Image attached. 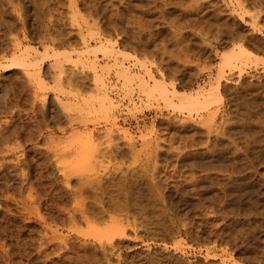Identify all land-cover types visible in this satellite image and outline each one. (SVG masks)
<instances>
[{
	"label": "rangeland",
	"instance_id": "374dc122",
	"mask_svg": "<svg viewBox=\"0 0 264 264\" xmlns=\"http://www.w3.org/2000/svg\"><path fill=\"white\" fill-rule=\"evenodd\" d=\"M7 1L0 0V20L5 19L0 21L1 29L14 32L7 33V37L16 35L21 40L20 25H24L27 40L21 41V48L25 46L31 52L32 61L42 59V77L46 80L28 82L20 67L11 69L0 61V148L14 150L4 151L7 161H1L7 167L0 168V264H51L38 251L42 227L35 219L43 216L60 221L70 205L83 204L122 207L121 211L111 207L115 218L124 224L129 220L136 223L135 227L126 226L124 245L105 251L104 264H264V0ZM7 37L0 38L2 45H6ZM239 47L240 53L235 51ZM229 54L236 58L230 56V62L223 61ZM117 67L133 73L130 82L117 73ZM58 69L61 73L55 78L53 72L56 74ZM141 82H145L143 88L139 87ZM154 83L168 92L160 93ZM89 93L95 97L107 95L112 101L113 105H108L111 108H105L107 116L100 101H96L98 106L95 97L89 99ZM208 93V105L192 103L193 106L187 98ZM81 94L90 101L94 99L93 105L89 101L85 106L92 110L98 106L95 114H101H89L91 121L93 117L96 121H86L87 126L81 128L91 129L100 147L109 141L117 143L125 157L99 155L96 164L85 165L66 153L68 157L62 155L58 166L45 153L29 150L38 125L48 119L66 123L67 111L76 116L75 111L65 108L74 101L82 103ZM53 96H57L59 105L54 101L48 114L44 104ZM18 143L30 151L27 161L20 162L23 174L22 168L14 167V161H10L15 155L21 157L14 148ZM61 166L71 179L67 183H63ZM74 167L80 169L74 173ZM108 168L112 171L107 172ZM125 214L129 219L124 218ZM82 224L78 226L81 230L87 227ZM91 247L86 250L91 252L87 258L80 257L82 250L80 254L72 252L65 263L92 264L98 259L103 264V258L99 259L102 253ZM97 261L94 264H100Z\"/></svg>",
	"mask_w": 264,
	"mask_h": 264
},
{
	"label": "bare ground",
	"instance_id": "6f19581e",
	"mask_svg": "<svg viewBox=\"0 0 264 264\" xmlns=\"http://www.w3.org/2000/svg\"><path fill=\"white\" fill-rule=\"evenodd\" d=\"M4 1V0H3ZM7 1V0H6ZM14 1V0H13ZM24 1V0H23ZM20 2V1H19ZM237 2V1H236ZM7 3H9V1H7ZM15 3V2H14ZM18 3V2H17ZM241 3V2H240ZM10 4V3H9ZM26 4V3H25ZM12 5V4H11ZM239 5V4H238ZM257 5V4H256ZM248 6V5H247ZM247 6H246V9H247ZM251 6V5H250ZM262 6V5H261ZM1 7V6H0ZM216 7V6H215ZM253 7V6H252ZM262 7H264V6H262ZM8 8V7H7ZM14 8V7H13ZM214 8V7H213ZM243 8V7H242ZM15 9V8H14ZM7 10V9H6ZM22 10V9H21ZM31 10V9H30ZM252 10V9H251ZM213 11H215V10H213ZM19 12V11H18ZM17 12V13H18ZM232 12V11H231ZM16 13V12H15ZM2 14V13H1ZM13 14V13H12ZM255 14V13H254ZM19 15V14H18ZM23 15V14H22ZM33 15V14H32ZM10 16V15H9ZM25 16V15H24ZM23 16V17H24ZM256 16V15H255ZM2 17V16H1ZM0 17V18H1ZM3 17H5V16H3ZM14 17H16L15 19L17 20V19H19V16H14ZM21 17V16H20ZM23 17H21V18H23ZM10 18V17H9ZM20 18V19H21ZM41 18H42V16H41ZM219 18V17H218ZM254 18V17H253ZM4 20L5 19H3L2 18V20H0V21H3L4 22ZM23 20V19H22ZM40 20V19H39ZM194 20H195V18H194ZM1 23V22H0ZM95 22H93L92 23V25L94 24ZM4 24V23H3ZM96 24V23H95ZM197 24V23H196ZM5 25V24H4ZM192 25V24H191ZM198 25V24H197ZM17 26V25H16ZM24 25L23 24H21L20 25V34H21V40L19 39V40H17V37H16V35H14V37H11V36H8L7 37V33H10L11 31L9 30V29H1V25H0V36L2 37V36H5V37H7L6 38V45H2V42H1V40H0V61H1V63L2 62H4L3 63V65L4 66H9V68H11V69H13V68H15V67H20L19 69H22V72H23V74L25 75V77L26 78H28L27 79V81L29 82V80L31 81L32 79H34V81H36V82H39V83H41L42 82V80H46V78H44V77H42L43 76V72L41 71V62H42V59H39L38 61L36 60V61H32L31 59V55L29 54V53H31V52H29V51H27L26 50V47L24 48L23 46V48H21V45H20V43H21V41H23V40H27V36H26V30H25V28L23 27ZM228 26V25H227ZM230 26V25H229ZM42 27V26H41ZM177 27H178V25H177ZM180 27V26H179ZM198 27V26H197ZM206 27V26H205ZM210 27V26H209ZM45 28V27H44ZM50 28V27H49ZM192 28V27H191ZM11 29V28H10ZM15 29V28H14ZM13 29V30H14ZM56 29V28H55ZM60 29V28H59ZM110 29V28H109ZM114 29V28H113ZM128 29V28H127ZM131 29V28H130ZM129 29V30H130ZM230 29V28H229ZM232 29V28H231ZM234 29V28H233ZM120 30V29H119ZM201 30V29H200ZM204 30V29H203ZM62 31V30H61ZM114 31V30H113ZM126 31V30H125ZM205 31V30H204ZM218 31V30H217ZM28 32V31H27ZM89 32H90V30H89ZM98 32V31H97ZM137 32V31H136ZM201 32V31H200ZM199 32V33H200ZM12 33H14V32H12ZM12 33H10V35L12 34ZM59 33V32H58ZM122 33V32H121ZM192 34V33H191ZM119 35V34H118ZM127 36V35H126ZM131 36V35H130ZM231 36V35H230ZM0 37V38H1ZM20 37V36H19ZM79 37V36H78ZM90 37H91V35H90ZM133 37V36H132ZM65 38V37H64ZM119 38V37H118ZM2 39V38H1ZM57 39V38H56ZM88 39V38H87ZM140 40V39H139ZM84 41V40H83ZM125 41V40H124ZM99 42V41H98ZM134 42V41H133ZM127 43V42H126ZM131 43V42H130ZM137 43V42H136ZM5 44V43H4ZM82 44H83V42H82ZM98 44V43H97ZM53 45V44H52ZM63 45V44H62ZM76 45H78V44H76ZM75 45V46H76ZM100 45V44H99ZM28 46V45H27ZM44 46V45H43ZM49 46V45H48ZM64 46V45H63ZM62 46V47H63ZM29 47V46H28ZM68 47V46H67ZM137 47V46H136ZM242 47V46H241ZM31 49H32V47H30ZM29 48V49H30ZM43 49H44V47H42ZM41 48V49H42ZM91 48H93V47H91ZM238 48V47H237ZM30 49V50H31ZM67 49V48H66ZM89 49V48H88ZM87 49V50H88ZM95 48H93V53L94 52H96V50H94ZM97 51H99V49L100 48H98L97 47ZM107 49H109V48H107ZM111 49V48H110ZM109 49V50H110ZM232 49H234V48H232ZM240 49H242V48H240L239 47V49L238 50H235V51H238L239 53H240ZM109 50H107L108 51V53L110 54L111 52H112V50L113 49H111V52H109ZM37 51V50H36ZM60 51V50H59ZM59 51H56L57 52V54H59V55H61L60 53H59ZM62 51V50H61ZM60 51V52H61ZM75 51V50H74ZM90 51V50H89ZM234 51V50H233ZM33 52H35V51H33ZM39 52V51H38ZM41 52V51H40ZM40 52H39V54H40ZM54 52V51H53ZM63 52V51H62ZM65 52H66V50H65ZM72 52V51H71ZM79 52V51H78ZM81 52H83V51H81ZM80 52V53H81ZM85 52V51H84ZM87 52V51H86ZM85 52V53H86ZM91 52V51H90ZM114 52H116L115 50H114ZM245 51H244V48H243V53H244ZM67 53H69V50H68V52ZM92 53V54H93ZM237 53V52H236ZM33 54V53H32ZM36 54V53H35ZM45 54V53H44ZM82 54V53H81ZM42 55V54H41ZM40 55V56H41ZM52 55V54H51ZM50 55V56H51ZM65 55V54H64ZM103 55V54H102ZM43 56V55H42ZM46 56L47 57H49V55H47L46 54ZM62 56H63V53H62ZM78 56V55H77ZM76 56V57H77ZM231 55L229 54V55H227V56H224L223 57V61H226V62H230V60L229 59H231V57H234V55L233 56H231ZM241 56V55H240ZM36 57V56H35ZM64 57V56H63ZM93 57H96V56H94L93 55ZM56 58H59V57H56ZM113 58H115L114 56H113ZM236 57H234L233 59H235ZM246 58V57H245ZM36 59H37V57H36ZM45 59V58H44ZM64 59H66V58H64ZM70 58H68V60H69ZM121 59V58H120ZM61 60V59H60ZM67 60V59H66ZM76 60H77V58H76ZM81 60V59H80ZM88 60V59H87ZM86 60V61H87ZM91 60H92V58H91ZM90 60V61H91ZM227 60H229V61H227ZM232 60V59H231ZM8 62V64H6L5 65V62ZM31 61H32V63H31ZM58 60H56L55 62H57ZM63 61V60H62ZM61 61V62H62ZM77 61H79V60H77ZM66 62V61H65ZM73 62V61H72ZM51 63V62H50ZM60 63V62H59ZM64 63V62H63ZM75 63V62H74ZM88 63V62H87ZM91 63H93L92 61H91ZM91 63H89V64H91ZM104 63V62H103ZM57 64V63H56ZM99 64V63H98ZM120 64V63H119ZM119 64H116L117 66L119 65ZM228 64V63H227ZM230 64V63H229ZM3 65H0V67H2ZM60 65H62V63L61 64H59V66ZM76 65V64H75ZM100 65V64H99ZM115 65V66H116ZM51 66V65H50ZM106 66V65H105ZM123 66V65H122ZM233 66V65H232ZM48 67V66H47ZM94 67V66H93ZM120 67V66H119ZM127 67V66H126ZM51 68V67H50ZM95 68V67H94ZM99 68V67H98ZM101 68V67H100ZM118 68V67H117ZM61 69V68H60ZM60 69H58V72H56V74L53 72V76L56 78V77H58L59 76V73H61V70ZM93 69V68H92ZM96 69V68H95ZM119 69V68H118ZM127 68H123V67H121L119 70H117L118 72V74L119 75H121V76H123L124 77V79H131V76H132V74H129L128 72L129 71H127L126 70ZM100 70V69H99ZM54 71V70H53ZM109 71V70H108ZM108 71H106V73L108 72ZM147 71V70H146ZM15 72V71H14ZM21 72V71H20ZM149 72V71H148ZM22 74V73H21ZM94 74V73H93ZM150 74H152V73H150ZM136 75H137V73H136ZM136 75H134L135 76V78H136ZM46 76V75H45ZM53 76H50V77H52L53 78ZM98 76V75H97ZM49 77V78H50ZM94 78H95V76H93ZM100 77V76H99ZM150 77V76H149ZM151 77H153L152 75H151ZM59 78V77H58ZM134 78V79H135ZM5 79V78H4ZM69 79H70V77H69ZM98 79V78H97ZM133 78H132V80H134ZM137 79V78H136ZM135 79V80H136ZM52 80V79H51ZM67 80V79H66ZM98 80H102V79H98ZM134 80V81H135ZM142 80V82H143V79H141ZM140 79L139 80H136V82L137 81H141ZM162 80V79H161ZM26 81V80H25ZM33 81V80H32ZM23 82V81H22ZM27 82V83H28ZM36 82H35V84H36ZM52 82V81H51ZM128 82H130V80H128ZM127 82V83H128ZM142 82H141V86H139L138 85V83H137V85L141 88L142 86H144L145 85V82H144V85L142 84ZM154 82H157V80H155ZM161 82V81H160ZM159 82V86L161 87V83ZM30 83H32V82H30ZM147 83V82H146ZM25 84H26V82H25ZM55 84H57V83H55ZM100 84V83H99ZM155 85H157V83H154ZM33 85V84H32ZM38 85V84H37ZM41 85V84H40ZM71 85V84H70ZM152 85H153V83H152ZM34 86V85H33ZM42 86V85H41ZM93 86H94V83H93ZM213 86V85H212ZM8 87V86H7ZM36 87V86H35ZM44 87H45V85H44ZM130 87V86H129ZM153 87H155V86H153ZM157 87H158V85H157ZM163 87V86H162ZM161 87V88H162ZM104 88V87H103ZM143 88V87H142ZM145 88H146V86H145ZM148 88V87H147ZM152 87H150V89H151ZM149 89V88H148ZM149 89V90H150ZM215 89V88H214ZM7 90V89H6ZM97 90V89H96ZM99 90V89H98ZM100 90H101V88H100ZM99 90V91H100ZM129 90V89H128ZM143 90V89H142ZM142 90L140 89V91L142 92ZM152 90V89H151ZM158 90L160 91V93H162V92H165V91H162V90H160L159 89V87H158ZM165 90V89H164ZM211 90V89H210ZM103 91V90H102ZM105 91V90H104ZM131 91V90H130ZM147 90H145V92H146ZM162 91V92H161ZM171 91H173V90H171ZM206 91V90H205ZM98 92V91H97ZM168 92V91H167ZM167 92H165V93H167ZM170 92V91H169ZM174 92H176V91H174ZM6 93V92H5ZM32 93H34V91L32 92ZM102 93V92H101ZM100 93V94H101ZM143 93V92H142ZM171 93V92H170ZM13 94H15V93H13ZM98 94V93H97ZM96 94V95H97ZM99 94V96L98 97H95L93 94L92 95H90V93H89V99H90V97L91 96H93V97H95L96 99H95V102L96 101H100V105L102 106L101 107V109L103 108V110H105V108L107 107H109V106H112V105H110L111 103L110 102H112V101H110V99L107 97V95H104V94H101L100 95ZM197 94V93H196ZM9 95V94H8ZM43 95L45 96V93H43ZM42 95V96H43ZM173 95V94H172ZM172 95H170V96H172ZM180 96H181V94H179ZM30 96V95H29ZM71 96H73L72 94H71ZM76 96V95H75ZM165 96V95H164ZM185 96H187V95H185ZM211 95H210V93H208L206 96H203V97H201V96H191L190 98L189 97H187L188 99H189V101L191 102V104L193 103L194 105L195 104H206L209 100V97H210ZM213 97H214V94L212 95ZM40 97V96H39ZM57 97V96H56ZM56 97H54L53 96V98L51 97V99H48V103H46V104H44V100L42 101V104H44V105H46L47 107V110H48V114L51 112V106L54 104V101L56 102L57 101V104H58V102H59V99L58 98H56ZM84 96H82V94H81V96H80V100L79 101H81V99H83V102L82 103H75L74 104V102H73V104H72V106H69L68 108H65L66 110L65 111H67V110H73V111H75L76 112V116H73V114L71 115V113H69L68 111L65 113L64 112V116L67 118V120H66V123H63V124H61L60 122H53V121H51L50 119H48V120H43L42 122H43V124H42V126H40V125H38L37 126V130H36V135H35V139H34V142H33V144H32V146H30V148H29V150L31 151V149H32V151H38L39 153H45L46 155H44V156H50V157H52L54 160H52V161H55L56 163L55 164H57L60 160H61V156L62 155H64V154H72L73 156H75L74 157V160H77L76 162H78V163H80V164H82V162H83V164H92L95 160L97 161L99 158H100V156H104V157H106V158H108V156L109 157H116V156H122V155H124L125 153L123 152L124 150H122L121 149V147L119 148L118 147V145H116V144H111L110 143V141L109 142H107L106 140V142H107V144L105 145V146H103V147H100L101 146V144H100V142H94V139H93V133H92V131H91V129H89L90 131H87L86 130V128H81V126L82 125H84V127L85 126H87V123H86V121L87 122H90L91 121V116L93 115L92 114V112H94V114H95V110H97V108L96 107H98L99 105H98V102H96L97 103V105L98 106H96L95 107V110H92L90 107H89V109H88V106H85L86 105V103H88L90 100H88L87 98L85 99V97L83 98ZM20 98V97H19ZM34 98V97H33ZM75 98V97H74ZM77 98V97H76ZM75 98V99H76ZM92 98V97H91ZM186 98V97H185ZM98 99V100H97ZM109 99V100H108ZM181 99H183V98H181ZM17 100H18V98H17ZM92 100H94V99H91V101ZM77 101V100H76ZM90 101V102H91ZM9 102V101H8ZM71 102V101H70ZM212 102V101H211ZM72 103V102H71ZM92 103V102H91ZM108 103V104H107ZM180 103V102H179ZM210 103V102H209ZM41 104V105H42ZM56 104V103H55ZM60 104H61V102H60ZM64 104V103H63ZM69 104V103H68ZM94 104V102L92 103V105ZM107 104V105H106ZM183 104V103H182ZM192 104V105H193ZM59 105V104H58ZM67 105V104H66ZM89 105V104H88ZM91 105V104H90ZM89 105V106H90ZM91 105V106H92ZM109 105V106H108ZM180 105H181V103H180ZM185 105V104H184ZM193 105V106H194ZM203 105V106H204ZM206 105H208V104H206ZM35 106V105H34ZM40 106V105H39ZM68 106V105H67ZM66 106V107H67ZM191 106V105H190ZM25 107V106H24ZM181 107V106H180ZM206 107V106H205ZM100 108V107H99ZM107 108H106V110H107ZM111 107H109L108 109H110ZM184 108V107H183ZM195 108V107H194ZM199 108V107H198ZM7 109V108H6ZM94 109V108H93ZM190 109V108H189ZM62 110V109H61ZM106 110L103 112L104 114H105V116H107L106 115ZM9 111V110H8ZM98 111V110H97ZM96 111V112H97ZM110 111V110H109ZM12 112H14V111H12ZM18 112V111H17ZM99 112V111H98ZM100 112H101V110H100ZM11 114V113H10ZM42 114V113H41ZM89 114H92V115H90L89 116ZM104 114H102V115H104ZM108 114V113H107ZM34 115V114H33ZM39 115V114H38ZM75 115V114H74ZM96 115V114H95ZM97 115H101V114H97ZM97 115H96V117H97ZM64 117V118H65ZM90 118V119H87V118ZM36 118V117H35ZM45 118V117H44ZM79 119V120H77V119ZM94 118V120H95V117H93ZM20 120V119H19ZM76 120L77 121H79V123L78 122H76ZM90 120V121H89ZM93 120V121H94ZM35 121V120H34ZM93 121H91V122H93ZM96 121V120H95ZM5 123V122H4ZM35 123V122H34ZM82 123V124H81ZM35 129V128H34ZM86 130V131H85ZM5 131V130H4ZM31 131V130H30ZM1 132V131H0ZM26 133V132H25ZM33 133H35V132H33ZM9 134V133H8ZM5 136V135H4ZM10 136V135H9ZM95 136V135H94ZM97 137V136H96ZM99 137V136H98ZM101 137V136H100ZM10 138V137H9ZM26 138V137H25ZM2 140H4V141H9V139L7 138V137H2L1 138ZM33 139V138H32ZM107 139H109V138H107ZM14 140V139H13ZM18 142V141H17ZM16 142V143H17ZM112 142H113V140H112ZM13 143V142H12ZM4 145H5V143H4ZM15 145V144H14ZM14 145H10V146H13L14 147ZM17 145V144H16ZM37 145H39L38 147H37ZM100 145V146H99ZM19 143H18V145H17V147L15 146L14 148H17L18 150H19V153L21 154V157H23V158H21V157H19V156H17L16 157V155H15V157H14V159L11 157V159H13V160H10V161H14V167H17V168H19L21 165V161H22V164H23V161L25 162V161H27V159H26V157H27V154H28V149L26 150V147L24 146V147H22V146H20V148H19ZM6 147H8L7 145H6ZM5 147V148H6ZM223 147V146H222ZM4 148V149H5ZM6 150V151H5ZM5 150H3V148L1 149L0 148V168L1 167H3V169L5 168V167H7V164L4 162L6 159H4V151L5 152H12V151H14V150H12L10 147L9 148H6ZM17 151V150H16ZM29 151V152H30ZM126 151V150H125ZM18 152V151H17ZM183 152V151H182ZM249 152V151H248ZM16 154V153H15ZM18 154V153H17ZM66 154V155H67ZM179 154H180V152H179ZM231 154V153H230ZM250 154V153H249ZM19 155V154H18ZM43 155V154H42ZM100 155V156H99ZM176 155H177V153H176ZM37 156V155H36ZM221 156V155H220ZM6 157V156H5ZM67 157H68V155H67ZM71 157V156H70ZM69 157V158H70ZM98 157V159H96ZM104 157H102V158H104ZM124 157H125V155H124ZM177 158H178V156H176ZM21 158V159H20ZM52 158H50V159H52ZM111 158H109V160L111 159ZM118 158V157H117ZM49 159V160H50ZM65 160H67L66 158H64ZM63 159V160H64ZM262 159H264V158H262ZM1 160H4V161H1ZM102 160V159H101ZM101 160H99V162L101 161ZM104 160V159H103ZM106 160H108V159H106ZM115 160V159H114ZM214 160V159H213ZM7 161V160H6ZM9 161V162H10ZM30 161V160H29ZM70 161V160H69ZM112 161V160H111ZM31 162V161H30ZM40 162V161H39ZM61 162V161H60ZM67 162V161H66ZM66 162H64V165L65 164H67ZM90 162V163H89ZM104 162H105V160H104ZM108 162V161H107ZM106 162V163H107ZM8 163V162H7ZM10 163H13V162H10ZM10 163L8 164V166L10 165ZM37 163V162H36ZM50 163V162H49ZM95 163V162H94ZM93 163V164H94ZM211 163V162H210ZM90 164V165H91ZM96 164V163H95ZM101 164V163H100ZM6 165V166H5ZM58 165V164H57ZM72 165L73 166H75L73 163H72ZM72 165H71V167H72ZM89 165V166H90ZM99 165V164H98ZM97 165V166H98ZM102 165V164H101ZM103 165H104V163H103ZM107 165V164H106ZM5 166V167H4ZM11 166H13V165H11ZM42 166V165H41ZM59 166V165H58ZM77 166V165H76ZM80 166V165H79ZM82 166V165H81ZM84 166V165H83ZM105 166V165H104ZM112 166V165H111ZM13 167V168H14ZM67 167V166H66ZM69 168L68 170H69V172H71L72 171V168ZM85 167V166H84ZM93 167V166H92ZM208 167V166H207ZM211 167V166H210ZM20 168H22V167H20ZM54 168V167H53ZM55 168H57V167H55ZM62 168V166L61 167H59V170ZM76 167H74V173H76V170L78 169H75ZM89 168H91V166L89 167ZM98 168H100V167H98ZM113 168V167H112ZM29 169V168H28ZM70 169H71V171H70ZM79 169H80V167H79ZM78 169V170H79ZM86 169H87V166H86ZM91 169H93V168H91ZM103 169V168H102ZM2 170V169H1ZM7 170V169H6ZM77 170V171H78ZM97 170V169H96ZM110 170V168H108L107 169V172ZM154 170V169H153ZM18 171V170H17ZM20 171V170H19ZM83 170H81V171H79V172H82ZM93 171V170H92ZM104 171V170H103ZM110 171H112V170H110ZM152 171V170H151ZM150 171V172H151ZM22 174H23V168H22ZM41 172V171H40ZM72 172V173H73ZM84 172V171H83ZM87 172V171H86ZM91 172V171H90ZM63 176H62V178H64L63 180V183L64 182H66L67 183V181L70 179L69 177H68V174H66L62 169H61V172H60ZM102 173V172H101ZM153 173V172H152ZM27 174V173H26ZM25 174V175H26ZM81 174V173H80ZM110 174V173H109ZM191 173H189V175H190ZM73 175H76V174H73ZM105 175V174H104ZM106 175H108V173L106 174ZM111 175V174H110ZM78 176V175H77ZM101 176V175H100ZM47 177V176H46ZM92 177V176H91ZM191 177V176H190ZM81 182H83V179H84V177H82V174H81ZM89 178V177H88ZM107 178V177H106ZM112 178V177H111ZM58 179V178H57ZM77 179V178H76ZM86 179H87V177H86ZM193 179V178H192ZM52 180V179H51ZM62 180V179H61ZM71 180V179H70ZM79 180V179H78ZM87 180H89V179H87ZM96 180V179H95ZM111 180V179H110ZM186 180V179H185ZM190 180H191V178H190ZM21 181V180H20ZM19 181V182H20ZM32 181V180H31ZM77 181V180H76ZM84 181H86V180H84ZM94 181V180H93ZM16 182V181H15ZM49 182V181H48ZM87 182V181H86ZM91 182V181H90ZM136 182V181H135ZM165 182V181H164ZM190 182V181H189ZM194 182V181H193ZM28 183V182H27ZM31 183V182H30ZM78 183H80V182H78ZM93 183H95V182H93ZM114 183V182H113ZM112 183V184H113ZM122 183V182H121ZM155 183V182H154ZM153 183V185H155ZM159 183V182H158ZM8 184V183H7ZM15 184H17V183H15ZM43 184V183H42ZM83 184V183H82ZM81 184V185H82ZM88 184V183H87ZM123 184V183H122ZM26 185V184H25ZM29 185V184H28ZM47 185V184H46ZM55 185V184H54ZM65 185V184H64ZM89 185V184H88ZM121 185V184H120ZM137 185V184H136ZM3 186V185H2ZM32 186V185H31ZM66 186V185H65ZM68 186V185H67ZM80 186V185H79ZM95 186H97V185H95ZM101 186V185H100ZM156 186V185H155ZM235 186V185H234ZM237 186V185H236ZM119 187V186H118ZM254 187V186H253ZM92 188H93V186H92ZM91 188V189H92ZM107 188V187H106ZM151 188V187H150ZM68 189V188H67ZM156 189H158V188H156ZM190 189V188H189ZM26 190H29V189H26ZM37 190V189H36ZM104 190V189H103ZM107 190V189H106ZM151 190H153V189H150V191ZM193 190V189H192ZM196 190V189H195ZM207 190V189H206ZM24 191V190H23ZM82 191V190H81ZM84 191V190H83ZM82 191V192H83ZM92 191H94V190H92ZM127 191V190H126ZM149 191V190H148ZM154 191H155V188H154ZM224 191V190H223ZM1 192V191H0ZM12 192V191H11ZM41 192V191H40ZM78 192H79V190H78ZM97 192V191H96ZM158 192H159V190H158ZM161 192V191H160ZM196 192V191H195ZM26 193H27V191H26ZM26 193H25V195H26ZM31 193V192H30ZM29 193V194H30ZM75 193V192H74ZM80 193V192H79ZM86 193V192H85ZM93 193V192H92ZM114 193V192H113ZM126 193V192H125ZM132 193H133V191H132ZM3 194V193H2ZM6 194H7V192H6ZM5 194V195H6ZM9 194H10V192H9ZM35 194V193H34ZM41 194V193H40ZM95 194V193H94ZM93 194V195H94ZM112 194V193H111ZM19 196H20V194H18ZM23 195H24V193H23ZM36 195V194H35ZM81 195V194H80ZM84 195V194H83ZM88 195V194H87ZM101 195V194H100ZM3 196H4V194H3ZM9 196V195H8ZM16 196V195H15ZM28 196V195H27ZM74 196V195H73ZM102 196V195H101ZM139 196V195H138ZM161 196H162V194H161ZM11 197V196H10ZM22 197V196H21ZM20 197V198H21ZM29 197H30V195H29ZM36 197V196H35ZM58 197V196H57ZM89 198H90V196H88ZM99 197V196H98ZM135 196L133 195V198H134ZM144 197V196H143ZM229 197V196H228ZM239 197V196H238ZM248 197V196H247ZM2 198V197H1ZM13 198H14V196H13ZM16 198H18V197H16ZM24 198H25V196H24ZM24 198H22V200L24 199ZM64 198V197H63ZM75 199H76V197H74ZM136 198V197H135ZM159 198V197H158ZM193 198V197H192ZM11 199V198H10ZM27 199V198H26ZM30 199V198H29ZM36 199V198H35ZM55 199V198H54ZM57 199V198H56ZM83 199H85V198H83ZM94 199H95V196H94ZM184 199V198H183ZM211 199V198H210ZM233 199V198H232ZM16 200V199H15ZM21 200V199H20ZM37 200V199H36ZM73 200V199H72ZM77 200V199H76ZM86 200H87V198H86ZM92 200H93V197H92ZM110 200V199H109ZM164 200V199H163ZM223 200V199H222ZM225 200V199H224ZM231 200V199H230ZM14 201V200H13ZM17 201V200H16ZM28 201H30V200H28ZM59 201V200H58ZM61 201V200H60ZM79 201V200H78ZM82 201V203L84 202V200H81ZM89 201V200H88ZM94 202H96L95 200H93ZM241 201V200H240ZM25 202V200L23 201V203ZM40 202V201H39ZM86 202V201H85ZM106 202V201H105ZM111 202H112V200H111ZM132 201H130V203H131ZM224 202V201H223ZM1 203V202H0ZM7 203V202H6ZM19 203V202H18ZM22 203V202H21ZM71 203V202H70ZM69 203V204H70ZM76 203V202H75ZM79 203V202H78ZM90 203V202H89ZM129 203V204H130ZM213 203H215V202H213ZM228 203V202H227ZM234 203V202H233ZM25 204H27V203H25ZM25 204H23V205H25ZM52 204H53V202H52ZM66 204V203H65ZM80 204V203H79ZM86 204V203H85ZM103 204V203H102ZM3 205V204H2ZM6 205V204H5ZM63 205V204H62ZM61 205V206H62ZM114 205V204H113ZM131 205H132V203H131ZM131 205H129L130 207H131ZM227 205H229V204H227ZM232 205V204H231ZM34 206V205H33ZM116 206V205H115ZM113 207V206H110V205H70L68 208L69 209H66L67 211H64V212H66L65 213V217L62 219V217H61V220L60 221H58V220H56V221H54V219H48L47 217H43L42 215V217H37L35 220H38L39 221V224H41L40 226L42 227V230H41V234H40V236L38 237L39 239V242L37 243L38 245H37V247H38V251L40 252V253H42L47 259H48V262H51V264H52V262H57L58 261V263L59 264H66L65 262V259L67 258V261L69 262V259H70V257H69V254L71 253L72 254V252L73 253H76V254H78L81 250L85 253H81V255H80V257L81 256H83V258L85 257V258H87L88 257V254L87 253H91V252H86V250H87V248L89 247H91V246H93L94 248H97L98 250H99V253L101 252L102 254H100L101 256H100V258H99V256L98 257H96L95 259H97V258H99V259H101V257H102V255L104 256L106 253H105V251L108 249V248H110L109 250H111V249H113V248H119L120 246H122V245H124V236H125V234H126V226H128L129 227V225L131 226H134L135 227V225H136V223L134 222V220H129V221H131V222H129V221H127L126 222V224H124L121 220H119L118 218L116 219L115 218V216L113 215V213L115 212V211H113V209L115 210V209H118L119 211H121V210H123L122 209V207L120 208L119 206H117V207ZM255 206V205H254ZM10 207H12V206H10ZM27 207V206H26ZM38 207V206H37ZM113 209H112V208ZM136 207V206H135ZM140 207H141V205H140ZM30 208V207H29ZM35 208H36V206H35ZM40 208H41V206H40ZM48 208V207H47ZM64 208V207H63ZM120 208V209H119ZM133 208V207H132ZM229 208V207H228ZM3 209V208H2ZM7 209V208H6ZM19 209V208H18ZM21 209V208H20ZM27 209V208H26ZM34 208H32L31 210L34 212L35 210H33ZM37 209V208H36ZM39 209V208H38ZM38 209L36 210V211H38ZM112 209V210H111ZM127 209V208H126ZM230 209V208H229ZM4 210V209H3ZM17 210V209H16ZM143 210H145V209H143ZM225 210V209H224ZM11 211V210H10ZM18 211V210H17ZM30 211V210H29ZM32 211H30V212H32ZM128 211V210H127ZM126 211V212H127ZM135 211V210H134ZM173 211V210H172ZM181 211V210H180ZM188 211V210H187ZM9 212V211H8ZM21 212V211H20ZM29 212V213H30ZM32 212V213H33ZM184 212V211H183ZM218 212V211H217ZM222 212V211H221ZM220 212V213H221ZM232 212V211H231ZM236 212V211H235ZM7 212H5V214H6ZM22 213V212H21ZM35 213V212H34ZM37 213V212H36ZM39 213V212H38ZM46 213V212H45ZM49 213V212H48ZM117 213V212H116ZM180 213V212H179ZM40 214V213H39ZM64 214V213H63ZM115 214V213H114ZM2 215V214H1ZM36 215H38V214H36ZM134 215H136L137 216V214H134ZM206 215H207V213H206ZM205 215V216H206ZM45 216V215H44ZM63 216V215H62ZM19 217V216H18ZM57 217V216H56ZM60 217H58V218H60ZM221 217H222V215H221ZM21 218V217H20ZM23 218V217H22ZM34 218V217H33ZM105 218H107V220H105ZM124 218H128L129 219V217L127 216V214H125L124 215ZM143 218V217H142ZM32 219V218H31ZM127 219V220H128ZM134 219V218H133ZM139 219V218H138ZM181 219V218H180ZM221 219V218H220ZM21 220V219H20ZM30 220V219H29ZM105 220V221H104ZM123 220V219H122ZM34 221V220H33ZM37 221V222H38ZM99 222L97 225H100V226H98V229H97V225L96 226H94V224H96V222ZM181 221V220H180ZM179 221V222H180ZM195 221V220H194ZM82 222L84 223V224H86L87 225V227L89 228L88 229V231L86 230L87 229V227L85 228V229H83V230H81L80 229V227H78L79 226V224H80V226L82 227ZM137 222H140V221H137ZM152 222V221H151ZM32 223V222H31ZM35 223V222H34ZM53 223V224H52ZM142 223V222H141ZM144 223V222H143ZM78 224V225H77ZM82 224V225H81ZM104 226V227H102L101 228V226L102 225ZM184 224V223H183ZM191 224V223H190ZM2 225V224H1ZM201 225V224H200ZM7 227V226H6ZM96 227V228H95ZM100 227V228H99ZM127 227V228H128ZM15 228V227H14ZM23 228V227H22ZM80 230H79V229ZM143 228V227H142ZM168 228V227H167ZM2 229V228H1ZM7 229V228H6ZM19 229V228H18ZM36 229V228H35ZM92 229H94V230H92ZM130 229V228H129ZM154 229V228H153ZM159 229V228H158ZM193 229V228H192ZM30 230V229H29ZM92 230V231H91ZM133 230V229H132ZM164 230V229H163ZM169 230H170V227H169ZM33 231V230H32ZM39 231V230H38ZM87 231V232H86ZM162 231V230H161ZM174 231V230H173ZM12 232V231H11ZM19 232V231H18ZM40 232V231H39ZM90 232H92V233H90ZM97 232V233H96ZM176 232V231H175ZM186 232V231H185ZM14 233V232H13ZM134 233V232H133ZM147 233V232H146ZM193 233V232H192ZM27 234H29V233H27ZM34 234V233H33ZM20 235V234H19ZM93 236V238L92 237H90V236ZM191 235V234H190ZM189 235V236H190ZM154 236V235H153ZM192 236V235H191ZM195 236V235H194ZM23 237V236H22ZM26 237V236H25ZM94 237H96V240H95V238ZM198 237V236H197ZM18 238V237H17ZM21 238V237H20ZM137 238V237H136ZM154 238H155V236H154ZM16 239V238H15ZM33 239V238H32ZM36 239V238H35ZM126 239V238H125ZM2 240V239H1ZM23 240V239H22ZM34 240V239H33ZM37 240V241H38ZM139 240V239H138ZM17 241V240H16ZM28 241V240H27ZM36 241V240H35ZM142 241V240H141ZM26 242V241H25ZM149 242V241H148ZM27 243V242H26ZM146 243V242H145ZM1 244V243H0ZM109 246V247H107V245ZM3 245V244H2ZM76 245H79V246H81V248H79L78 246H76ZM91 245V246H90ZM19 246V245H18ZM116 246V247H115ZM128 246V245H127ZM3 247V246H2ZM5 247V246H4ZM20 247V246H19ZM31 247V246H30ZM37 247H36V251H37ZM93 247H91V249L93 248ZM5 248H7V247H5ZM18 248V247H17ZM24 248V247H23ZM22 248V249H23ZM88 248V249H89ZM3 249V248H2ZM10 249H11V247H10ZM20 249V248H19ZM32 249V248H31ZM4 250V249H3ZM8 250H9V248H8ZM94 250V249H93ZM108 250V251H109ZM114 250V249H113ZM119 250V249H118ZM24 251V250H23ZM22 251V252H23ZM35 251V250H34ZM79 251V252H78ZM89 251V250H88ZM96 251V249L94 250V252ZM21 252V253H22ZM7 253V252H6ZM28 253V252H27ZM117 253V252H116ZM80 254V253H79ZM82 254H84V255H82ZM93 254V253H92ZM92 254H90V255H92ZM96 254V253H95ZM95 254H93L94 256H95ZM0 255H2V254H0ZM20 255V254H19ZM18 255V256H19ZM35 255V254H34ZM55 255V256H54ZM73 255V254H72ZM72 255H70L71 257H72ZM92 255V256H93ZM43 256V257H44ZM54 256V257H53ZM92 256H91V258H92ZM106 256V255H105ZM30 257V256H29ZM44 257V258H45ZM79 257V256H78ZM119 257V256H118ZM162 257V256H161ZM163 257H165V256H163ZM2 258V257H1ZM10 258V257H9ZM77 258V257H76ZM82 258V259H83ZM103 259V261L104 260H106L107 258L106 257H102ZM105 258V259H104ZM123 258V257H122ZM131 258V257H130ZM134 258V257H133ZM82 259H77V260H82ZM93 259H94V257H93ZM92 259V260H93ZM136 259V258H135ZM6 260V259H5ZM33 260V259H32ZM74 260V259H73ZM77 260H75V261H77ZM83 260H87V259H83ZM89 260V259H88ZM87 260V261H88ZM98 260V259H97ZM96 260V261H97ZM126 260V259H125ZM132 260V259H131ZM166 260V259H165ZM71 261V260H70ZM89 261H91V260H89ZM88 261V262H89ZM95 261V260H94ZM95 261V262H96ZM102 261V262H103ZM43 262V261H42ZM46 262V261H45ZM74 262V261H73ZM72 262V263H73ZM78 262V261H77ZM85 262V261H84ZM84 262L82 263H80V264H84ZM94 262V263H95ZM97 262H99V260L97 261ZM157 262V261H156ZM156 262L154 263V264H156ZM26 263V262H25ZM33 263V262H32ZM86 263V262H85ZM91 262H89V264H90ZM94 263H92V264H94ZM100 263V262H99ZM105 263V261L103 262V264ZM132 263V262H131ZM160 263V262H159ZM162 263V262H161ZM14 264V263H13ZM46 264V263H45ZM57 264V263H56ZM67 264H69V263H67ZM70 264H71V262H70ZM79 264V263H78ZM88 264V263H87ZM97 264V263H96ZM101 264V263H100ZM106 264H109V263H106ZM111 264V263H110Z\"/></svg>",
	"mask_w": 264,
	"mask_h": 264
}]
</instances>
